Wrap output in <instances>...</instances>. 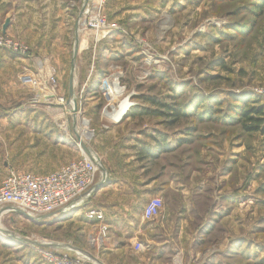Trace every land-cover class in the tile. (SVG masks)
<instances>
[{
  "label": "rangeland",
  "instance_id": "374dc122",
  "mask_svg": "<svg viewBox=\"0 0 264 264\" xmlns=\"http://www.w3.org/2000/svg\"><path fill=\"white\" fill-rule=\"evenodd\" d=\"M37 1L45 6L48 0ZM65 1L67 10L71 11L68 5L73 0ZM74 2L76 13L84 0ZM171 2L175 5L172 8L151 12L148 17L151 20H125L126 17L116 18L122 13L119 10L135 8V13L140 14L137 12L140 1L105 0L99 10L106 23L117 30L102 39V34L79 27L78 20H18L12 39L28 46L27 57H32L34 62L40 60L37 63L44 66V59L40 58L53 56L50 57L52 64L48 65L55 70L61 66L68 77L77 38L78 54L73 69L80 70L81 75L86 70L89 76L95 74L97 82L91 86L89 82L86 89L79 80L73 83L76 118L69 107L67 80L55 92L48 85L40 88L42 91L33 88L34 103L23 112L34 116L25 121L21 117L23 112L18 110L17 121H12V125L0 123V178L3 180L11 171L44 172L38 165H45L42 161L57 152L64 155L66 163L78 158L83 153L77 140L83 131V119L95 135L110 125L109 101L99 91L104 79L114 76L118 82V93L111 88L115 106L126 101L132 102L133 107L138 101L131 98L137 96L156 98L160 104L170 105L174 96L170 88H175L185 118L178 123H171L170 115L136 119L130 127L137 131L130 136L136 146H155V138L165 137L168 145L175 147V152L162 160L142 162L141 175L146 182L154 176L171 179L177 182L180 192L201 195L203 199L213 194L218 196V202L222 201L220 196L229 197L224 204V223L230 233L228 239L234 243L224 254L233 264H264V135L243 130L244 124L251 126L240 115L242 101L247 102V109L264 108V97L256 93L264 89V0ZM8 9L9 1L0 0V23ZM105 51L123 58L112 62L106 59ZM100 53L105 56L100 57ZM29 89L17 88L19 99L30 97ZM4 93L1 96L6 97ZM61 98L63 102L59 101ZM91 98L92 103L88 105L87 99ZM142 106L154 109L149 104ZM14 124L18 125L17 135L8 131ZM26 124H30L29 130ZM81 139L98 159L90 145L92 138ZM204 203L208 208L210 203L207 200ZM234 207L236 213L230 215ZM14 215L12 224L8 220L0 223L3 229L19 238L38 241L18 243L33 251V255L25 253L27 258L32 255L39 259L37 247L74 253L68 247L86 246L81 217L74 221L57 219L42 223ZM1 234L0 241L4 238ZM81 250L88 253L86 249ZM18 251L17 255V251L11 253L0 245V264H5V260L14 264L16 255L19 259L24 256L20 253L22 249Z\"/></svg>",
  "mask_w": 264,
  "mask_h": 264
},
{
  "label": "crops",
  "instance_id": "0c3cea01",
  "mask_svg": "<svg viewBox=\"0 0 264 264\" xmlns=\"http://www.w3.org/2000/svg\"><path fill=\"white\" fill-rule=\"evenodd\" d=\"M8 1L9 12L0 23V33H2L5 20L9 19L10 23L5 35L10 38L15 36V25L17 26L18 20H78L82 7H77L75 13V0L69 2L68 6L72 9L71 11L67 10L65 0H48L45 6H43V2L37 0ZM138 1L141 3L138 5L141 6H138L137 12L140 14L135 13V8L126 9L124 7L119 10L124 12V15L118 14L116 18L123 19L126 17L125 20H146L147 18L151 20L148 18L151 12L175 6L171 0ZM105 52L107 55H112L108 54V51ZM33 56L35 55L33 54ZM104 56L101 55L100 57L103 58ZM50 57L53 58V56ZM50 57L40 58L44 59V66H42L37 63L40 60L34 62L30 56L26 58L16 57L11 55L9 51L0 50V123L6 125L9 122L12 125V121H17L18 110L23 112L24 109L27 110L28 105L32 107L34 103L33 88L25 82V75L27 73L35 74L38 80L36 88L39 90L42 87L45 88L48 64H52ZM37 58L39 59V57ZM30 62H33V67L30 66ZM70 64H72V60ZM56 70L58 71V88L59 86L62 87L66 80L69 88L71 66L68 77L65 76V71L61 66H57ZM95 78V74L89 76L87 70L84 75H81L80 70L73 72V83L75 84V80H79L80 83H83L84 89L89 82L90 86L94 85V82H97L94 80ZM23 87L30 88L28 90L30 97L26 95L25 99H19L16 89ZM2 91L5 92L6 97L1 96ZM87 100H89V102L87 101L88 105H91L93 98ZM18 105L19 107H17ZM33 116L27 111L21 113V117H24L25 121L30 120ZM132 122L130 119H125L120 123H110L107 127H103L104 130L99 129L90 141L99 162L105 169L106 180L103 185L93 191L82 208L95 207L104 213L108 233L101 248L99 246L92 247L88 242L89 236L95 233L97 224L84 219L83 209L75 211L66 218L56 215L37 222L51 223L57 219L74 221L82 218L81 233L85 236L86 246L82 244L78 248L86 249L99 264H233L230 262L231 259L224 254L233 243L228 239L230 233L224 223L226 218L224 202L219 201V203L216 194L203 199L201 195L195 196V194L180 192L176 181L162 179L160 176H154L146 182L147 179L141 175V163L137 159L138 146L133 144L130 139L131 134L134 135L137 132L130 129L134 125ZM14 125L15 127L9 128L8 131L12 135H17L18 125ZM72 126L74 128V124ZM26 127L29 130L30 124H26ZM47 157H50V153L47 154ZM42 163L45 165H38V167L44 172H26L45 175L67 164L64 155L60 156L58 152L56 155H52L49 160H43ZM1 181L0 178V183ZM100 181L99 174L98 182ZM152 197H159L162 200L163 208L158 218L147 222L142 217V211L144 205ZM206 200L210 203L208 208L204 206ZM202 202L203 207L200 208ZM233 213H236L235 207L230 215ZM14 216L13 213L0 215V222L8 220L12 224ZM5 232L11 234L9 231L5 230ZM2 236L4 238L0 241V245L7 251L11 253L17 251L15 253L18 255V250L22 249L20 253L24 256L19 259L16 255L14 264H42L38 258L32 256L33 251L24 246L23 243L19 245V241L11 236L6 234ZM136 244H141L144 251H136L134 249ZM58 250L63 251L62 249ZM27 252L32 254L29 258L25 256ZM101 254L102 256L105 255L104 259L99 256ZM4 263L12 264L8 260H5Z\"/></svg>",
  "mask_w": 264,
  "mask_h": 264
},
{
  "label": "built area",
  "instance_id": "2783aa9c",
  "mask_svg": "<svg viewBox=\"0 0 264 264\" xmlns=\"http://www.w3.org/2000/svg\"><path fill=\"white\" fill-rule=\"evenodd\" d=\"M104 1H98V9L94 12V3L88 0L86 7L78 18L79 27L82 26L84 29L102 34L101 39L108 37L109 34L117 30L106 23L99 10L101 3ZM0 50L9 51L11 55L23 58H26L29 54L28 46L2 33H0ZM117 75H120V73H117ZM112 77L114 78V76ZM113 78L104 79L101 82L99 91L109 101L108 107L110 111L107 112V115L110 123H118L128 109L121 115L119 120L116 121L114 119L112 113L119 110L121 103L117 106L112 103L113 96L111 95L108 81L113 80ZM25 82L31 88H36L38 84L35 74L31 73L25 75ZM46 83L53 92L58 88L57 72L52 66L48 68ZM256 93L264 97V89ZM59 101L63 102V98L59 99ZM127 103L128 107L133 105L132 102ZM83 122L88 124L87 120L83 119ZM84 133L89 138L95 136L94 130L87 127V125L84 128ZM99 174L102 180L103 173L100 169L99 160L95 156L89 157L84 153L78 159L45 175L11 171L0 183V215L18 214L17 212H20L28 219L35 221L56 215L66 218L75 211L83 209L84 202L93 193V187L98 183ZM162 208V200L159 197H152L144 205L142 211L143 219L147 222L153 221L160 216ZM83 217L86 221L97 224L95 233L89 236V244L92 247L101 246L108 233V226L105 224L103 211L95 207L84 208ZM134 249L136 251H144V247L141 244H136ZM35 251L42 264H99L94 259L80 255L78 252L71 253L68 250L60 251L45 247H37Z\"/></svg>",
  "mask_w": 264,
  "mask_h": 264
},
{
  "label": "trees",
  "instance_id": "16d2710c",
  "mask_svg": "<svg viewBox=\"0 0 264 264\" xmlns=\"http://www.w3.org/2000/svg\"><path fill=\"white\" fill-rule=\"evenodd\" d=\"M237 29V27H236ZM123 57L121 55H108L106 59L112 61V62H118V60H121ZM173 90V98L170 100L171 104H164V103H159L156 98H145L144 96H137L136 98H131L134 100L136 103H138L130 107L126 114L124 115L123 120L125 119H132V121H135L136 119H143V118H150V117H160L162 115H170L173 117L172 121L174 123H178L181 118H185V114L183 113V107L179 108L180 103L179 101V96L178 93L176 92L175 88H170ZM242 100H240L241 102ZM243 104V108L240 111V115L242 118H244L251 127L243 125V130L247 131L248 133H254V132H260L261 134L264 135V129L262 128V125L264 124V108H248L247 102H241ZM143 104H149L151 107L154 109H148L143 107ZM171 105H174L171 106ZM157 107L167 109L170 112H163L160 111ZM197 114H195L196 116ZM199 119L202 120V117H199ZM157 141V144L155 146H149L146 144H143L141 146H138V152H137V159L140 163L142 162H156L162 159L165 155L171 154L175 152V147L169 146L168 145V139L165 137H160L159 140L158 138H155ZM182 144V142H180ZM222 198V202L226 204V201L229 199V197L225 196H220ZM233 200H235V196L233 197ZM235 202V201H233ZM226 214V211L224 212V215ZM234 243V242H233ZM236 244V242H235ZM239 247V246H238ZM235 248V247H234ZM236 254V253H233ZM236 256H233V258Z\"/></svg>",
  "mask_w": 264,
  "mask_h": 264
},
{
  "label": "water",
  "instance_id": "95a60500",
  "mask_svg": "<svg viewBox=\"0 0 264 264\" xmlns=\"http://www.w3.org/2000/svg\"><path fill=\"white\" fill-rule=\"evenodd\" d=\"M87 5V0H84L83 4H82V7H81V12L84 10V8L86 7ZM9 23H10V20L7 19L5 20L3 26H2V33L5 34L6 30L8 29L9 27ZM75 44H74V48H73V55H72V64H71V75H70V80H69V99L70 101H72V103L74 104V107H75V110H76V106H75V100H74V93H73V72H74V62L76 60V57H77V53H78V42H77V38H75ZM77 140L79 141V145L81 147V150L83 151V153L89 157H94L92 156L93 154L90 152V150L83 144V142H81V138L77 137ZM96 157V156H95ZM100 169H101V172L103 173V178L100 182H98L94 187H93V191L97 190L101 185L104 184L105 180H106V172H105V169L104 167L102 166V164L100 163ZM20 216H23L25 217L26 219H28L26 216H24L22 213L20 212H17ZM51 216H47L46 218H50ZM3 234H6L8 236H11L12 238H14L12 235H10L9 233L7 232H2ZM15 239V238H14ZM16 240H18L19 242H27V243H33L27 239H21V238H16ZM68 247V246H67ZM68 249H71L72 251H75V252H78L80 254H83L87 257H89L90 259H94L89 253L81 250V249H78V248H71V247H68Z\"/></svg>",
  "mask_w": 264,
  "mask_h": 264
},
{
  "label": "bare ground",
  "instance_id": "6f19581e",
  "mask_svg": "<svg viewBox=\"0 0 264 264\" xmlns=\"http://www.w3.org/2000/svg\"><path fill=\"white\" fill-rule=\"evenodd\" d=\"M88 1V0H87ZM90 1H92L93 3H94V7H93V11L94 12H96L97 11V9H98V1L99 0H90ZM108 84L110 85L109 87H110V91H111V88L113 89V90H118L116 93H118L119 92V89H118V86H117V82H116V80H115V78H113V80H110L109 82H108ZM111 95H112V91H111ZM69 107H70V110L72 111V114H73V116L76 118L77 117V110H75V107H74V104L72 103V101H70L69 102ZM130 107H128V103L125 101V102H122L121 104H120V108H119V110H117L116 111V113H114L112 116L114 117V119H116V121L117 120H119V118H121V115L127 110V109H129ZM123 119V118H122ZM87 124L84 122L83 123V131H84V128H85V126H86ZM83 131L81 130V132H80V134H79V138H81V137H83L84 138V136L85 137H88L89 138V136H87V135H85V134H83ZM81 142H82V139H81ZM84 144V143H83ZM92 156H94V155H92ZM5 229H3L2 228V225H1V223H0V231L1 232H5L4 231ZM10 235H12L15 239L16 238H19V237H17V236H15V235H13V234H10ZM21 239H24V238H21ZM34 243H38V241H33ZM40 244H43V245H50V243H48V242H46V241H40ZM75 252V251H74ZM80 255H83V254H80Z\"/></svg>",
  "mask_w": 264,
  "mask_h": 264
}]
</instances>
